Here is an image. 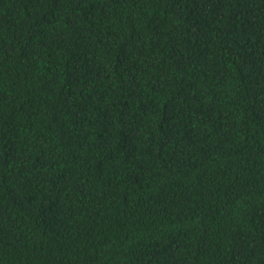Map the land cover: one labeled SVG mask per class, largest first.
<instances>
[{"label":"trees","instance_id":"1","mask_svg":"<svg viewBox=\"0 0 264 264\" xmlns=\"http://www.w3.org/2000/svg\"><path fill=\"white\" fill-rule=\"evenodd\" d=\"M0 264H264V0H0Z\"/></svg>","mask_w":264,"mask_h":264}]
</instances>
